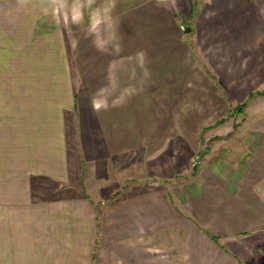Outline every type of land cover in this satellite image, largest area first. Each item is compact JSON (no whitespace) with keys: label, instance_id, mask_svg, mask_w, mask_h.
Segmentation results:
<instances>
[{"label":"crops","instance_id":"obj_1","mask_svg":"<svg viewBox=\"0 0 264 264\" xmlns=\"http://www.w3.org/2000/svg\"><path fill=\"white\" fill-rule=\"evenodd\" d=\"M79 4L0 0V264H264V0L118 47Z\"/></svg>","mask_w":264,"mask_h":264},{"label":"rangeland","instance_id":"obj_2","mask_svg":"<svg viewBox=\"0 0 264 264\" xmlns=\"http://www.w3.org/2000/svg\"><path fill=\"white\" fill-rule=\"evenodd\" d=\"M123 1L125 0H79L80 6L90 7L89 10L94 9L95 15H90L93 17L92 24L88 26V17L85 18L82 15L81 21L76 20L73 25L72 14L65 13L66 31L71 36L75 33L81 39L94 38L101 45L112 44L113 47H118L115 44L119 43L121 33H125L120 28L121 21L128 23V37L135 38L137 23H145L146 25L175 21L185 23L184 11L187 9L196 11L203 4H206V0H126L125 4ZM66 4L68 3L66 2ZM87 8L86 11L88 12ZM126 9L127 11L120 12ZM116 11L120 13H115ZM86 16H89L88 13ZM194 18L191 20L192 22L195 20ZM73 28L75 29L73 30ZM195 162L193 163L194 166L197 164Z\"/></svg>","mask_w":264,"mask_h":264},{"label":"trees","instance_id":"obj_3","mask_svg":"<svg viewBox=\"0 0 264 264\" xmlns=\"http://www.w3.org/2000/svg\"><path fill=\"white\" fill-rule=\"evenodd\" d=\"M257 94H259V95H264V91H261V92H259V93H257ZM246 107H247V104H243L238 110H242V111H244Z\"/></svg>","mask_w":264,"mask_h":264},{"label":"clouds","instance_id":"obj_4","mask_svg":"<svg viewBox=\"0 0 264 264\" xmlns=\"http://www.w3.org/2000/svg\"><path fill=\"white\" fill-rule=\"evenodd\" d=\"M94 105H95L96 107H99V106H100L96 101H94Z\"/></svg>","mask_w":264,"mask_h":264},{"label":"water","instance_id":"obj_5","mask_svg":"<svg viewBox=\"0 0 264 264\" xmlns=\"http://www.w3.org/2000/svg\"><path fill=\"white\" fill-rule=\"evenodd\" d=\"M191 32V29L189 28L187 31H186V33H190Z\"/></svg>","mask_w":264,"mask_h":264}]
</instances>
